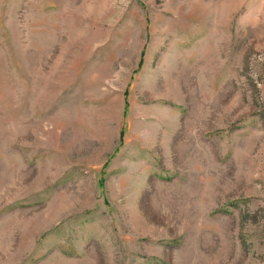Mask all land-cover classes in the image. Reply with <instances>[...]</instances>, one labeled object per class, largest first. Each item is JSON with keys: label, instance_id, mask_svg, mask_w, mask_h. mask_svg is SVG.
Wrapping results in <instances>:
<instances>
[{"label": "rangeland", "instance_id": "1", "mask_svg": "<svg viewBox=\"0 0 264 264\" xmlns=\"http://www.w3.org/2000/svg\"><path fill=\"white\" fill-rule=\"evenodd\" d=\"M0 264H264V0H0Z\"/></svg>", "mask_w": 264, "mask_h": 264}]
</instances>
